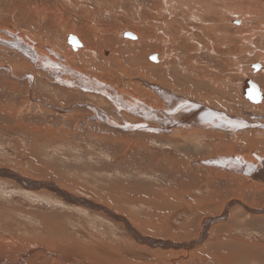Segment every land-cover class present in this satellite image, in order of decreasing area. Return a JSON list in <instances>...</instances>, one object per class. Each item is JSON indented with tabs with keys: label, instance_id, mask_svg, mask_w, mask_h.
Returning a JSON list of instances; mask_svg holds the SVG:
<instances>
[{
	"label": "rangeland",
	"instance_id": "1",
	"mask_svg": "<svg viewBox=\"0 0 264 264\" xmlns=\"http://www.w3.org/2000/svg\"><path fill=\"white\" fill-rule=\"evenodd\" d=\"M0 30L60 49L72 35L91 76L187 91L250 137L152 130L0 44V264H264L263 182L208 161L264 159V100L240 91L264 92V0H0Z\"/></svg>",
	"mask_w": 264,
	"mask_h": 264
},
{
	"label": "bare ground",
	"instance_id": "2",
	"mask_svg": "<svg viewBox=\"0 0 264 264\" xmlns=\"http://www.w3.org/2000/svg\"><path fill=\"white\" fill-rule=\"evenodd\" d=\"M3 32L8 36L9 35L13 36L17 34L14 33L13 31L12 33L11 31L8 30ZM16 36H19V38H22L24 41H19L20 40L19 38H18L19 40L16 41L15 38L7 39L5 36L0 35V44H3L4 47L11 49L13 52L17 54L22 55L32 65H35L38 69H41L42 72H45L49 76H53V78L57 81V84L64 85L66 87L68 86L67 88L71 90H75L74 87L77 86L81 89L85 88L88 90H92L104 94V96L105 95L108 96V98L112 102L111 104H114L116 108H118L119 110L128 109L130 110L129 113L135 114L134 115L135 117L143 118L145 122H141V124L142 123L147 124L148 121L149 122L153 121L156 124L147 125V127L152 130L157 131L158 129L161 128V130L163 129L168 131L169 129L171 130L173 129L176 131L177 125H179L178 128L187 129L190 131H196V130L205 131V129H210L213 132H221L227 135L230 134V136L235 135V137L232 140L234 142L236 141L240 142L245 139L248 140L250 138L248 134H247L248 136L240 135L242 133H245L246 130L245 126H248V123H246L245 120L240 119L241 117L236 118L234 116L227 115V113L225 114L222 112L223 109L221 110L220 108L217 107L204 106L200 103V100L195 99L193 97L194 95L192 96L193 98L190 97L191 94L189 93L188 94L190 96L185 95L187 91H185V94H181L179 93L180 91L179 89H178L179 91L177 92L176 89L175 90L173 88L168 89L166 88V86L164 87L160 84H156V83L151 84L140 81L139 84H136L133 87L135 91L128 90L125 92L123 90H120V88H118V86H120L119 84L120 80L108 81L105 78L100 79L91 76V74L86 71L87 63L86 64L84 63L85 65L78 64L77 60L80 61L83 59L84 61H88V64L92 63L94 60L93 57L94 51L91 48H84L85 46L81 44L79 40H78L79 42L78 47L80 48L73 50L72 46H68L69 48L66 47L67 49L66 48L60 49L58 47H55L54 45L53 46L48 44L43 45L41 42H37L35 39H33L31 36L25 33H22L20 35L17 34ZM26 38L29 39L30 42L33 44H28L25 41ZM82 48H84L83 51H79ZM203 48L206 49V46ZM263 70H264L263 65H260V71ZM120 77H125V74ZM126 79L129 80L128 78ZM131 84L134 85L133 83ZM149 85H152L151 89L149 88ZM246 86L247 85L246 84L244 85L243 83L240 89L242 96H243V89ZM247 88L249 87L247 86ZM259 90L263 95L262 100L258 104L250 103L251 105L259 106L264 100V92L261 90V88H259ZM86 94L88 95L89 93ZM147 95H149V97L145 98L147 97ZM100 97L101 96H99L98 94V97L95 98L99 99L102 105L103 104L106 105L107 104L106 101ZM130 97L134 99L129 100L131 99ZM196 98H198V96ZM135 99L138 100L139 103H136ZM157 101H161V103L159 104V102ZM96 113H97L96 114L97 117L101 119L102 115L99 116L100 115L99 112ZM252 153L256 155L255 159L258 158V160L260 161L254 160L250 154L249 156H242V155L216 156L214 158H209L208 161H210V163H212L215 167H217L220 170L223 168H231L233 171L235 170L239 172L241 175L248 177L250 180L252 179L258 180L263 182L264 184V159L261 160L263 156H261L259 152H256L254 150H252ZM101 247H105V246H101ZM102 251L103 253L98 250L93 254L83 253L82 255L89 257L91 259L104 261L105 260L104 258L106 259L108 258L106 256H103L105 254L103 248Z\"/></svg>",
	"mask_w": 264,
	"mask_h": 264
},
{
	"label": "water",
	"instance_id": "3",
	"mask_svg": "<svg viewBox=\"0 0 264 264\" xmlns=\"http://www.w3.org/2000/svg\"><path fill=\"white\" fill-rule=\"evenodd\" d=\"M237 23V22H236ZM122 36L124 37V38H129V39H135V36L134 35H132L131 33H129V32H126V33H124V34H122ZM67 40H68V44L69 45H71L72 47H73V49H77L78 48V46H79V42H78V40L74 37V36H72V35H69L68 37H67ZM155 58V59H154ZM150 60H152V61H154V62H156L157 60H156V56H151L150 58H149ZM252 68L254 69V70H259L260 69V65L259 64H256V65H252ZM243 83H244V85L246 84L249 88H247V86L243 89V96L245 97V99L249 102V103H251V104H258V103H260V101L262 100V98H263V95L261 94V91L259 90V88H258V86H256L255 84H253L252 82H251V80H249V79H245L244 81H243Z\"/></svg>",
	"mask_w": 264,
	"mask_h": 264
},
{
	"label": "snow or ice",
	"instance_id": "4",
	"mask_svg": "<svg viewBox=\"0 0 264 264\" xmlns=\"http://www.w3.org/2000/svg\"><path fill=\"white\" fill-rule=\"evenodd\" d=\"M155 59V58H154Z\"/></svg>",
	"mask_w": 264,
	"mask_h": 264
}]
</instances>
